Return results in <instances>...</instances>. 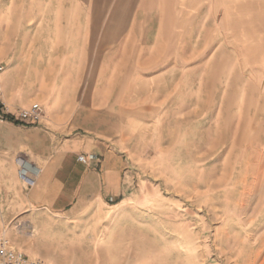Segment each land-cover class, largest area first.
<instances>
[{"label":"rangeland","instance_id":"1","mask_svg":"<svg viewBox=\"0 0 264 264\" xmlns=\"http://www.w3.org/2000/svg\"><path fill=\"white\" fill-rule=\"evenodd\" d=\"M87 3L0 0V78L121 85L120 190L35 221L0 207V239L47 264H264V0H184L179 19L113 34Z\"/></svg>","mask_w":264,"mask_h":264},{"label":"crops","instance_id":"2","mask_svg":"<svg viewBox=\"0 0 264 264\" xmlns=\"http://www.w3.org/2000/svg\"><path fill=\"white\" fill-rule=\"evenodd\" d=\"M87 1L86 10L91 13L87 26L103 27L112 34L115 29L154 27L151 20L157 12H176L179 19L181 10H191L186 9L184 0L171 4L165 0ZM157 17L161 31L171 26L179 34V20L170 25L164 15ZM74 18L80 20L78 14ZM112 34L101 35L99 42H119ZM161 39L157 42H164ZM160 76L147 82H156ZM79 77L62 71L51 81L32 82L27 92L21 91L19 81L9 73L0 78L9 112L29 107L32 101L44 109L43 119L36 124L0 123V207L11 210V221L64 215L79 210L80 204L109 200L120 190L126 169L125 120L121 121L115 108H130L128 94L121 85L116 88L99 78L89 85ZM81 155L86 162L78 160ZM19 157L37 170L33 186L18 179Z\"/></svg>","mask_w":264,"mask_h":264},{"label":"built area","instance_id":"3","mask_svg":"<svg viewBox=\"0 0 264 264\" xmlns=\"http://www.w3.org/2000/svg\"><path fill=\"white\" fill-rule=\"evenodd\" d=\"M5 66L0 63V74ZM44 117V109L39 103H32L29 107L20 109L16 113H11L3 100L2 88L0 85V123L12 122L11 118L21 124L32 125L39 123ZM79 161L86 162V157L81 155ZM18 161V179L26 186L35 184L37 170H35L25 159L20 157ZM0 264H47L41 259L30 258L20 250L11 246L7 239H0Z\"/></svg>","mask_w":264,"mask_h":264},{"label":"trees","instance_id":"4","mask_svg":"<svg viewBox=\"0 0 264 264\" xmlns=\"http://www.w3.org/2000/svg\"><path fill=\"white\" fill-rule=\"evenodd\" d=\"M11 120H12V123H15V124L19 123L18 121L13 120L12 118H11Z\"/></svg>","mask_w":264,"mask_h":264}]
</instances>
